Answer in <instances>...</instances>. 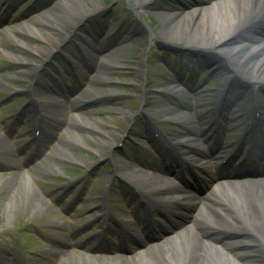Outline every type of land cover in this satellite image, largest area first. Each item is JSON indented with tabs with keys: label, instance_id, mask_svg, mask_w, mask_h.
I'll list each match as a JSON object with an SVG mask.
<instances>
[{
	"label": "rangeland",
	"instance_id": "374dc122",
	"mask_svg": "<svg viewBox=\"0 0 264 264\" xmlns=\"http://www.w3.org/2000/svg\"><path fill=\"white\" fill-rule=\"evenodd\" d=\"M166 1L151 0L136 7L129 0H0V6L9 5L0 23V264H69L70 257L82 255L95 264H119L118 255L107 257L92 250L98 244L91 240L96 236L93 210L105 206L111 214L120 213L122 220L140 227L132 220L128 204L120 197L115 200L116 172L120 161L135 148L144 153L141 158L145 162L155 163V129L173 142L186 133L183 124L168 122L173 118L175 96L182 100L188 92L180 94L178 83L205 92L199 104L206 103V108L195 101L189 104L195 114L187 121L196 128L197 116L212 115L214 111L208 110L225 87L230 91L225 92L223 108L245 103L239 100L240 88L236 89L245 81L226 71L224 65H228L219 63L216 50L200 54L217 64L212 69L205 67L207 60L206 64L205 60L192 64L184 56L156 50L158 40L153 34L170 40L160 34L170 20H163L160 11L180 8L175 0L169 5ZM189 2L187 7L195 4ZM74 3L81 11H73ZM63 7L73 15L55 28L48 18ZM136 13L151 33L141 26L143 35L135 38L129 33L139 21ZM261 25L234 36L232 43L257 36ZM12 27L15 30L8 29ZM41 33L50 43L42 40ZM86 45L100 54H81ZM69 56L73 64L67 62ZM110 57L119 65L105 71L104 63ZM139 63L141 69L135 73ZM32 65L37 70L28 73ZM85 67L94 69L89 72ZM53 81L59 84L58 94L67 98L64 108H56L58 97L42 87ZM225 109L221 111L229 119ZM31 110L49 118L42 121L41 129L19 121L20 112ZM81 118L98 129H77L76 121ZM45 133H49L48 138L42 135ZM74 134L88 138L85 143L89 149L74 144ZM59 149L65 151L67 159L58 157ZM26 179L38 195L39 205L45 207L37 213L30 208L31 199L20 198L21 183ZM101 215L107 218L110 214ZM253 255L259 257L258 250Z\"/></svg>",
	"mask_w": 264,
	"mask_h": 264
},
{
	"label": "bare ground",
	"instance_id": "6f19581e",
	"mask_svg": "<svg viewBox=\"0 0 264 264\" xmlns=\"http://www.w3.org/2000/svg\"><path fill=\"white\" fill-rule=\"evenodd\" d=\"M129 1H133L137 7H140L151 0ZM206 2L207 4L202 3L189 10L166 9L160 12L159 16L163 20L171 17L163 24L160 34L170 37L173 41L176 39L182 41L187 38L185 45L197 46L202 48L201 50L210 52L216 50L219 62L226 63L233 75L242 77L250 84L264 82V37L255 36L232 43L234 36L264 21V0H211ZM71 8L73 11H81L79 4L74 3ZM72 15L69 8L63 7L54 10L46 21L57 28V25L59 26L63 20H68ZM40 37L45 43H50L48 37L42 33ZM51 43L54 44L53 41ZM118 65V60L110 57L104 70H116ZM138 69H141V63L136 64L134 72L136 73ZM36 70L37 66L32 65L28 67L27 72L34 73ZM248 98L250 97L246 96L245 99ZM238 113L239 111L231 112L229 116L237 118V121L245 122L244 128L250 129L251 123H247L248 120L238 116ZM172 115L177 123L181 124L182 117L178 112ZM76 122H78L76 128L80 130L98 129L83 118ZM185 125L188 126L189 135L184 136V141L181 143L195 145L190 135L195 129L191 123H185ZM86 139L88 138L72 135L74 144L89 149L85 143ZM107 144L112 147L111 141H107ZM223 145L225 147V144ZM163 146L166 147V145ZM57 155L63 159L68 158L63 149H59ZM124 171L129 176H140V173L130 165H127ZM144 179L143 186L154 191L165 185L163 181L149 180L147 177ZM37 196L29 180H23L20 198L31 199L30 208L34 213L45 208L39 205L36 200ZM20 202L24 203L25 200L20 199ZM202 228L212 230L217 234L228 232L239 236L230 243H222L227 246L232 256L229 257L223 253L221 247L213 246L212 239H202L205 240L202 241L199 237ZM256 250H258L259 257L253 255ZM69 260V264H95L85 257H70ZM241 261L264 264V188L237 189L221 185L210 194L204 205L198 208L196 218L191 221L184 232L165 245L144 251L139 257L122 260L119 264H241ZM102 264L111 263L102 262Z\"/></svg>",
	"mask_w": 264,
	"mask_h": 264
},
{
	"label": "water",
	"instance_id": "95a60500",
	"mask_svg": "<svg viewBox=\"0 0 264 264\" xmlns=\"http://www.w3.org/2000/svg\"><path fill=\"white\" fill-rule=\"evenodd\" d=\"M260 24H262L261 25V27H262V29H260L259 30V32H256L257 34H259V35H262L263 37H264V21H262V22H259V23H256L255 25H260ZM255 25H253V26H255ZM251 27V26H250ZM183 46V45H182ZM263 84V83H262ZM261 89V90H260ZM259 90L260 91H263L264 92V89L263 88H260Z\"/></svg>",
	"mask_w": 264,
	"mask_h": 264
}]
</instances>
